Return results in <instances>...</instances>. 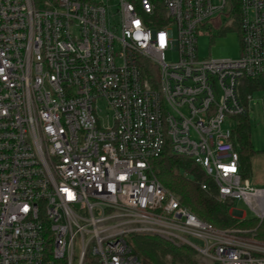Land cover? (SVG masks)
Returning a JSON list of instances; mask_svg holds the SVG:
<instances>
[{
	"label": "built area",
	"instance_id": "obj_1",
	"mask_svg": "<svg viewBox=\"0 0 264 264\" xmlns=\"http://www.w3.org/2000/svg\"><path fill=\"white\" fill-rule=\"evenodd\" d=\"M234 1L240 56L200 58L198 33L234 24ZM260 78L264 0H0V264H142L126 239L141 236L264 264L263 242L199 219L151 167L166 149L191 160L261 223L231 141Z\"/></svg>",
	"mask_w": 264,
	"mask_h": 264
},
{
	"label": "trees",
	"instance_id": "obj_2",
	"mask_svg": "<svg viewBox=\"0 0 264 264\" xmlns=\"http://www.w3.org/2000/svg\"><path fill=\"white\" fill-rule=\"evenodd\" d=\"M234 9L237 16L234 26L239 32V5L236 1H234ZM258 89L264 90V78L255 81L246 80L243 95ZM235 123L231 141L239 155L241 177L247 179V171L252 159L264 151L253 150L247 115L236 118ZM151 167L160 184L174 192L179 197L181 205L189 208L199 219L211 223L218 229L247 231V235L264 241V220L259 223L255 219L232 217L228 212L233 206L232 203L216 200L211 183L191 160L175 156L166 149L158 158L151 161ZM182 171L193 175L194 181L186 180L181 175ZM202 182L211 186L210 191L205 192L201 189ZM134 242L142 264H199L195 253L189 248L175 247L159 238L146 236L136 237Z\"/></svg>",
	"mask_w": 264,
	"mask_h": 264
},
{
	"label": "rangeland",
	"instance_id": "obj_3",
	"mask_svg": "<svg viewBox=\"0 0 264 264\" xmlns=\"http://www.w3.org/2000/svg\"><path fill=\"white\" fill-rule=\"evenodd\" d=\"M215 3H220V0H213ZM216 25L210 26V29L202 30L197 36V54L200 58L213 59H237L240 56V38L239 32L235 29L234 24L230 23L226 17L222 16ZM175 58V53L167 52L166 60L171 61ZM252 99L248 102V121L249 132L253 150L256 152L264 151V90H254L251 92ZM101 102L99 106L102 108V114L105 116L107 111ZM235 122V121H234ZM228 125V124H227ZM252 159L247 171V180L253 187L264 189V153ZM181 175L189 182L194 181L191 174L181 172ZM229 209V214L236 219H243L235 210L244 214V219L253 220L254 214L245 205L244 202L236 201ZM244 239L255 240L254 236H249L246 233L239 234ZM127 241L137 251L135 242L132 238L127 237ZM139 254V253H138ZM140 256V255H139ZM141 258V257H140Z\"/></svg>",
	"mask_w": 264,
	"mask_h": 264
},
{
	"label": "crops",
	"instance_id": "obj_4",
	"mask_svg": "<svg viewBox=\"0 0 264 264\" xmlns=\"http://www.w3.org/2000/svg\"><path fill=\"white\" fill-rule=\"evenodd\" d=\"M240 216V215H239Z\"/></svg>",
	"mask_w": 264,
	"mask_h": 264
}]
</instances>
